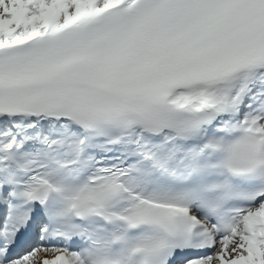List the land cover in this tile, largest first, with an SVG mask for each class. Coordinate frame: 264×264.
I'll list each match as a JSON object with an SVG mask.
<instances>
[{
    "label": "snow or ice",
    "instance_id": "6c2138e0",
    "mask_svg": "<svg viewBox=\"0 0 264 264\" xmlns=\"http://www.w3.org/2000/svg\"><path fill=\"white\" fill-rule=\"evenodd\" d=\"M0 264H264V0H0Z\"/></svg>",
    "mask_w": 264,
    "mask_h": 264
}]
</instances>
